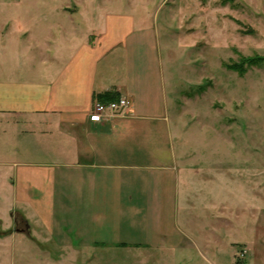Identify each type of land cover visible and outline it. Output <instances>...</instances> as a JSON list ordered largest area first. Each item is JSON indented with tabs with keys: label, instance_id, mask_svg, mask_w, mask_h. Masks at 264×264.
I'll list each match as a JSON object with an SVG mask.
<instances>
[{
	"label": "crops",
	"instance_id": "0c3cea01",
	"mask_svg": "<svg viewBox=\"0 0 264 264\" xmlns=\"http://www.w3.org/2000/svg\"><path fill=\"white\" fill-rule=\"evenodd\" d=\"M117 5L91 13L93 23L71 17L79 7L64 10L69 22L46 35L0 24V122L17 124L18 141V156L2 149L10 181L2 176L0 183L18 215L43 221L50 235L65 216L69 234L84 246L178 250L192 222L183 215L193 216L181 212L189 198L201 197V169L186 162L179 142L178 157L170 146L154 21ZM10 33L24 49L11 46ZM108 91L129 100L127 111L90 122L97 95ZM256 188L258 202L244 206L240 231L226 215L230 241L246 249L247 264H264V173Z\"/></svg>",
	"mask_w": 264,
	"mask_h": 264
},
{
	"label": "rangeland",
	"instance_id": "374dc122",
	"mask_svg": "<svg viewBox=\"0 0 264 264\" xmlns=\"http://www.w3.org/2000/svg\"><path fill=\"white\" fill-rule=\"evenodd\" d=\"M115 4L154 21L170 146L178 157L179 142L186 162L201 169L195 179L202 183L201 197L189 198L181 212L193 214L183 215L192 218L184 244L173 251L84 246L69 234L65 216L50 235L43 221L18 215L9 188L0 183V264H247L246 249L230 241L226 215L238 223L233 232L240 231L244 206L257 204L264 173V0H0V24L46 35L57 22H69L64 10L79 7L71 17L93 23L91 13L101 15ZM16 38L10 33L11 46L24 49L26 42ZM10 125L0 122V158L4 145L9 158L17 155V124ZM6 174L0 166V178L10 181Z\"/></svg>",
	"mask_w": 264,
	"mask_h": 264
},
{
	"label": "built area",
	"instance_id": "2783aa9c",
	"mask_svg": "<svg viewBox=\"0 0 264 264\" xmlns=\"http://www.w3.org/2000/svg\"><path fill=\"white\" fill-rule=\"evenodd\" d=\"M129 104V100L123 96L108 102L96 101L88 112V120L94 123L107 121L114 115L125 113Z\"/></svg>",
	"mask_w": 264,
	"mask_h": 264
},
{
	"label": "trees",
	"instance_id": "16d2710c",
	"mask_svg": "<svg viewBox=\"0 0 264 264\" xmlns=\"http://www.w3.org/2000/svg\"><path fill=\"white\" fill-rule=\"evenodd\" d=\"M118 98L119 97L115 93L110 92V91L99 93L97 95V101H99V102H108V101L116 100Z\"/></svg>",
	"mask_w": 264,
	"mask_h": 264
},
{
	"label": "water",
	"instance_id": "95a60500",
	"mask_svg": "<svg viewBox=\"0 0 264 264\" xmlns=\"http://www.w3.org/2000/svg\"><path fill=\"white\" fill-rule=\"evenodd\" d=\"M28 227H29V225H28V223H26L25 224V229H28ZM16 230H18V229H16Z\"/></svg>",
	"mask_w": 264,
	"mask_h": 264
}]
</instances>
